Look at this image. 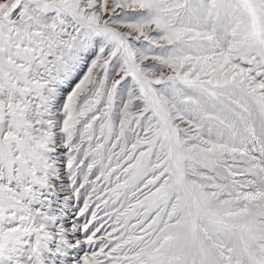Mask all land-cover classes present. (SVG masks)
Listing matches in <instances>:
<instances>
[{
    "label": "snow or ice",
    "instance_id": "1",
    "mask_svg": "<svg viewBox=\"0 0 264 264\" xmlns=\"http://www.w3.org/2000/svg\"><path fill=\"white\" fill-rule=\"evenodd\" d=\"M0 264H264V0H0Z\"/></svg>",
    "mask_w": 264,
    "mask_h": 264
}]
</instances>
